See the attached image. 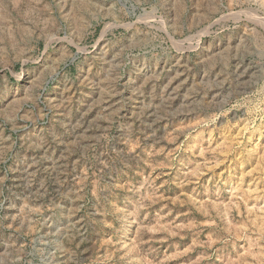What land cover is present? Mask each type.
<instances>
[{"label": "rangeland", "instance_id": "obj_1", "mask_svg": "<svg viewBox=\"0 0 264 264\" xmlns=\"http://www.w3.org/2000/svg\"><path fill=\"white\" fill-rule=\"evenodd\" d=\"M0 264H264V0H0Z\"/></svg>", "mask_w": 264, "mask_h": 264}]
</instances>
